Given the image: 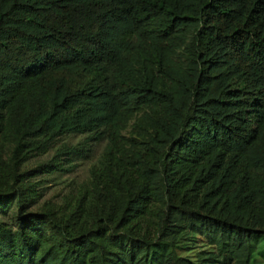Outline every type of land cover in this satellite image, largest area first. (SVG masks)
I'll return each instance as SVG.
<instances>
[{
  "label": "trees",
  "instance_id": "obj_1",
  "mask_svg": "<svg viewBox=\"0 0 264 264\" xmlns=\"http://www.w3.org/2000/svg\"><path fill=\"white\" fill-rule=\"evenodd\" d=\"M0 264H264V0H0Z\"/></svg>",
  "mask_w": 264,
  "mask_h": 264
},
{
  "label": "rangeland",
  "instance_id": "obj_2",
  "mask_svg": "<svg viewBox=\"0 0 264 264\" xmlns=\"http://www.w3.org/2000/svg\"><path fill=\"white\" fill-rule=\"evenodd\" d=\"M137 116H139V114ZM134 122L135 117L130 120L126 128L122 131L128 145H130L132 137L131 129ZM82 140L83 137L81 136H66L59 140L58 145L61 143L80 145ZM103 147L104 142L102 141L85 143L79 154L72 157L71 168L68 171L49 176L42 174L41 176H37L36 179L39 180V187L43 193L40 203L43 204L46 200L59 202L66 192L85 182L88 178L89 169L99 159ZM45 159L46 157L43 160ZM29 167H32V165H29ZM210 248L211 247H208L201 239L194 238L188 248L179 250V254L194 260L200 251H208L211 250ZM258 261L263 263L261 259Z\"/></svg>",
  "mask_w": 264,
  "mask_h": 264
}]
</instances>
